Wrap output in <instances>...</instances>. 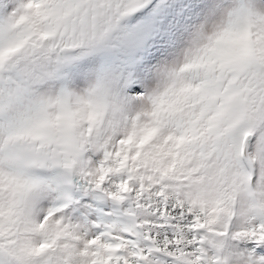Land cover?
Wrapping results in <instances>:
<instances>
[{"label": "snow or ice", "instance_id": "snow-or-ice-1", "mask_svg": "<svg viewBox=\"0 0 264 264\" xmlns=\"http://www.w3.org/2000/svg\"><path fill=\"white\" fill-rule=\"evenodd\" d=\"M0 264H264V0H0Z\"/></svg>", "mask_w": 264, "mask_h": 264}]
</instances>
